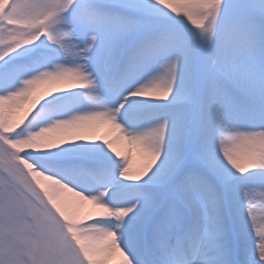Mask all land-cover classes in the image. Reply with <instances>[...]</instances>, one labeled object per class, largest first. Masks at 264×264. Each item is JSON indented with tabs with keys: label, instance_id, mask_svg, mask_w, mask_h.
<instances>
[{
	"label": "snow or ice",
	"instance_id": "snow-or-ice-1",
	"mask_svg": "<svg viewBox=\"0 0 264 264\" xmlns=\"http://www.w3.org/2000/svg\"><path fill=\"white\" fill-rule=\"evenodd\" d=\"M0 264H264V0H0Z\"/></svg>",
	"mask_w": 264,
	"mask_h": 264
}]
</instances>
